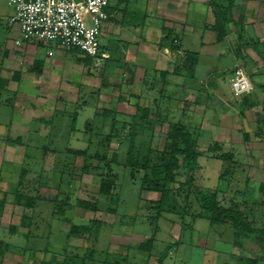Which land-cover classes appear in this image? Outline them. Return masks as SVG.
Segmentation results:
<instances>
[{"label":"crops","instance_id":"crops-1","mask_svg":"<svg viewBox=\"0 0 264 264\" xmlns=\"http://www.w3.org/2000/svg\"><path fill=\"white\" fill-rule=\"evenodd\" d=\"M8 5L11 6L9 0ZM107 10L109 18L100 36L101 51L106 57L97 67L90 56L78 49H61L36 40L18 45L19 27L6 21V31H0L1 140L7 136L11 139L13 130L24 129L29 140L37 134L45 144H52L53 131L76 130L84 112L90 119L102 117L104 137L114 125L129 129L150 124L149 121L156 122L157 128L163 127L164 122L197 121L193 125L199 128L206 117L194 116L189 105L179 111V118L175 113L178 97L192 102L199 93L211 96L213 109L206 102L203 113L208 110L209 118L216 117L219 123L214 134L221 135L223 141L232 134L225 125L234 112L241 114L245 125L249 111H256L258 106L262 107L259 114L264 116V82L259 84L258 92L255 81L258 76L264 81V0H110ZM13 14L12 7L8 16ZM238 65L245 68L253 85L250 93L241 96L235 95L229 82ZM226 85L231 89L230 96L225 93ZM108 115L115 120L110 121ZM262 126V122L257 125ZM75 137L70 144L75 143ZM246 137L243 143L252 161L263 156L262 165L256 163L253 167L259 166L261 170L264 145L258 144V140L263 142L264 134L251 131ZM78 148L70 146L63 151L75 156ZM53 151L58 158L59 150ZM11 154L10 150L8 156L0 152L3 188L18 184L22 176V171H14L22 163L12 159ZM144 191L159 198L160 192ZM244 193V201H253L251 207L246 206L247 202L244 207L257 233V229L264 230L256 227L264 222V185H254ZM258 238L253 240L255 248H245L248 252L235 240L234 257L238 261L247 258L250 263L251 259L262 263L264 249L261 250L260 242H264V236ZM166 263L164 259L160 264Z\"/></svg>","mask_w":264,"mask_h":264},{"label":"rangeland","instance_id":"rangeland-1","mask_svg":"<svg viewBox=\"0 0 264 264\" xmlns=\"http://www.w3.org/2000/svg\"><path fill=\"white\" fill-rule=\"evenodd\" d=\"M11 12L8 0H0L1 32L7 29L6 21ZM41 42L58 47L50 41ZM101 42L106 45L103 38ZM261 77H254L258 92L261 90L259 84L264 82ZM225 93L231 94L228 85ZM186 102L189 101L177 98L176 115L189 105L194 116L206 117L199 128L195 125L197 121L186 122L192 123L191 127L186 126L193 132L201 152L194 186L217 191L221 202L229 205L232 200H243L244 191L252 186L264 185V167L263 170L258 169L259 166L253 168L256 163L262 165L260 159L263 156L252 161L245 141L243 143L251 131L264 134V126L257 127L261 122L264 125V116L259 114L262 107L249 111L246 125L241 114L230 115L225 127L231 128L232 134L223 141L221 135H215L219 123L216 117L209 118L208 110L203 113L206 102H209L210 110L213 109L211 96L199 93L194 95L192 102ZM107 117L110 121L114 118L112 115ZM100 118L98 115L90 119L84 112L77 121L76 130L53 131L52 144L48 141L45 144L44 139L35 136L37 134L29 140L24 129L13 130L11 139L9 136L0 139L2 155L8 156L10 150L12 159L22 163V166L14 167L15 172L22 171L18 184H7L4 188L0 185V199L5 200L0 210V245L4 249L0 264H41L53 258V264H160L157 258L166 259V264L261 263L254 259L250 263L247 258L238 261L233 255V244L235 240L241 242L248 252L245 248L257 246L253 240L264 236L263 229H257V233L249 237L242 236V232L235 235V229L226 224H211L205 218L192 220L191 215L200 209L196 195L188 187L181 186L186 182L182 171L171 184L177 191L176 200L171 198L169 202L173 201L177 210L157 213L153 202L160 199L161 193L158 192L156 199L145 192L141 187L145 171L137 164L128 166L126 161L131 145L133 150H141L137 159L151 148L160 152L168 149L172 141L168 136L172 122H164L160 128L153 121L129 129L116 125L110 131L106 130L108 138L105 141V127ZM70 121L72 124V119ZM37 131L41 132L40 129ZM75 135V143L70 144ZM58 138L63 141L58 142ZM233 141L237 143L233 144ZM259 142L264 145V141ZM70 146L79 147L75 149V156L64 153L63 150ZM53 150H59L58 158L53 156ZM34 176L35 180H30ZM17 191L33 197L36 200L34 208L15 203ZM250 202L253 201L243 200L248 207L252 206ZM261 222L256 227L263 228L264 222ZM84 227H90L92 232ZM92 248L95 259L91 260ZM260 248L264 249L263 241Z\"/></svg>","mask_w":264,"mask_h":264},{"label":"trees","instance_id":"trees-1","mask_svg":"<svg viewBox=\"0 0 264 264\" xmlns=\"http://www.w3.org/2000/svg\"><path fill=\"white\" fill-rule=\"evenodd\" d=\"M113 119L115 120V118ZM168 136L172 141L171 146L165 151L160 152L151 148L145 151L140 156V159H137L141 150H133L134 146L131 145L126 161L128 166L137 164V167L145 171L141 178L143 190L161 193L160 199L153 202L157 213L175 212L177 210L175 203L173 201L169 202L171 198L176 200L175 193L177 189L172 188L171 184L175 182L178 172L182 171L185 174L186 182L182 183L181 186L188 187L189 191L196 195L195 201L199 206L198 209H200L199 212L191 215L194 222L198 218H205L211 224H230L236 233L242 232L243 235L249 236L256 233V229L253 228L251 221L248 220L243 201L232 200L229 205H226L221 202L217 191L204 190L194 186L195 172L199 167L198 158L201 152L198 149V142L194 138L193 132H190L184 124L172 123L168 130ZM104 138L107 139L108 137L105 136ZM1 180L0 174V182ZM103 191L108 193L107 189H103ZM35 201L33 197H29L19 191L16 192L15 203L17 204L34 208L33 204ZM4 204L5 200L0 199V210ZM84 204L87 208V203L84 202ZM184 224L186 223L184 222ZM84 228L87 230L91 229L90 227ZM89 232H92V230ZM91 251L92 260L95 255L94 248ZM3 254L4 249L0 245V255ZM53 259L49 262L42 261L41 264H53L55 262V259ZM162 261L160 259L159 263Z\"/></svg>","mask_w":264,"mask_h":264},{"label":"built area","instance_id":"built-area-1","mask_svg":"<svg viewBox=\"0 0 264 264\" xmlns=\"http://www.w3.org/2000/svg\"><path fill=\"white\" fill-rule=\"evenodd\" d=\"M9 4L14 14L8 23L19 27L18 45L29 40L50 41L61 49L82 51L96 67L106 57L101 51L100 36L109 18L110 0H9ZM230 86L236 96L253 90L243 66L234 70Z\"/></svg>","mask_w":264,"mask_h":264}]
</instances>
